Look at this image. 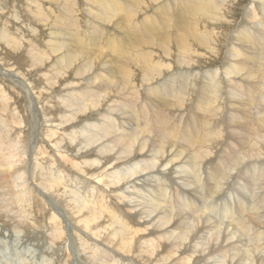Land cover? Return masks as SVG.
I'll return each mask as SVG.
<instances>
[{
	"label": "bare ground",
	"instance_id": "bare-ground-1",
	"mask_svg": "<svg viewBox=\"0 0 264 264\" xmlns=\"http://www.w3.org/2000/svg\"><path fill=\"white\" fill-rule=\"evenodd\" d=\"M216 1L215 0L214 1L184 0L183 3H179L180 5L174 6L175 7L174 12L170 14L168 12L169 10H167L168 7L165 8V12L162 15H160V17H158L160 20L158 21L159 23L155 24L153 22V26H150L149 28L150 37L147 40V42H145V45L147 44L146 45L147 47H152V46L154 47V46H158L159 43H164L166 48V53L169 55L170 52L172 51L171 47H173L174 49L175 48L174 46L178 45L177 46L178 48L180 47L184 50L188 47L190 43H192L194 39H195L194 42L196 43L201 42L200 45L206 43L205 40L201 39L202 37L207 39V43H206L207 47L205 46L204 47L207 48V50L208 49L211 51L214 50V46L216 42L220 41L217 38L218 34L210 33L206 38V33H204L206 29L201 30L200 28V30L202 31V34H200L201 31L200 32L197 31V27H199L201 24H204V27L206 28L205 23L207 22L210 23V21L214 26L217 25L222 26L224 25L225 21H227L225 20V18L221 17L223 16V14L221 15L220 13H216V8H219V6H216L217 3ZM259 1L261 2L260 7L263 8L264 0H258V2ZM231 5L233 6V4H230V6ZM111 7L109 9L111 13L118 11L116 6H115L116 9H114L113 7L112 9ZM162 9L163 8H161V10ZM221 10H224V7L221 8ZM225 11L227 10L225 9ZM132 12L134 13V11ZM156 12L158 11L156 10ZM159 12L157 14H159ZM99 13L98 14L103 17H105V13L108 14L107 12H105V9H100ZM138 13L139 12H137L136 15ZM214 13L215 15H212ZM208 14H211L212 16L208 20H205L204 16H207ZM251 14L248 15L251 16ZM111 15L113 14H108V16L106 15V18L108 19ZM136 15L133 16L135 17ZM133 16L132 15L127 16V21L129 22L128 24H130V22L133 21L132 20L134 19ZM253 16L256 17L255 15ZM61 18L62 17H59V19ZM112 18L113 17H111V19ZM148 18L151 19L152 17H148ZM191 18L193 19L191 20ZM113 20L115 19L113 18ZM72 22H70L71 25ZM227 22L229 23V21ZM133 25L136 26V24ZM88 26L89 25H87V27ZM208 26L210 25H207V28ZM253 26H255V23L253 24ZM67 27L69 28V26ZM209 28L211 29L212 27ZM139 30L138 32H140ZM73 31L75 32V30ZM73 31L71 33H73ZM98 32H97V36L99 38L96 39L100 40L103 38L102 35L104 34H102L101 35L102 38H100L101 36L100 34H98ZM132 33L135 34V31ZM74 34L72 35L74 36ZM143 35L144 34L140 35V38ZM68 37L69 36H66L67 39ZM83 38H85V36L82 37V39ZM78 39L76 40V42L79 41L78 43H80V45L85 46L84 43L80 42L82 40H78ZM246 40L255 47L257 54L254 55L253 51L249 50L248 55L247 54H245V56L241 55V53H237L233 49V46H237L235 45L236 42L230 44L231 50L230 49L228 50L229 51L228 56L230 62L227 63L229 65H226L223 68V71L219 74V77H218V72L215 71L214 73L212 72L208 78L209 82L206 81L208 82V85L204 86L201 92L204 94L203 95L204 97L200 98L198 102L199 105L210 107V109H204V110L199 109L198 112L201 111L202 114L206 115L203 118H200L201 122H197L195 119L196 117L190 118L191 116L188 117L186 115V117L190 119L187 120L184 129L183 126H181L180 128L181 124L178 125L179 123L178 120L177 122L172 120V118L171 120H167L164 116H162V114L159 117V120L155 123L156 118L160 114L159 113L156 114V118L153 121L152 118L150 117L151 115H149L148 112H146L145 110L146 105L144 107L141 106L142 107L141 110L137 111V113L139 112L138 114L140 116L138 115V119L137 118L136 119L138 120L140 126H137L135 128L128 127L127 129V127H125L126 125L125 123L127 122L126 120L125 123L122 121L121 123H118L119 120L130 118V114H133L135 112L134 110H132V107L130 106L128 107V105L120 104L122 107L118 105L119 107L117 108L121 110L120 112H123V114H121L119 117L111 116V114L113 115V113H110L111 111L105 109L106 111L104 113L103 121L102 119L99 120L98 117L95 118L96 116L99 115V113L102 114L101 112L98 111L106 102H109L110 97L112 95L114 96V94L116 93L115 89L116 91H118L117 97L121 98L122 96L123 98L127 95L125 93L126 89L128 90L129 89L128 87L131 85L132 80L136 79V77L133 79L134 73L131 72L133 70H130L129 67L130 65L132 66L135 65V63H137L141 66H144L145 68L148 66V59L144 57V55L142 57L137 55L136 56L137 58L132 57L134 55H131L132 54L131 51H130L131 53L130 56L127 51L123 52L122 49H120L121 47L120 45H119L120 47L118 46L119 50L117 49L115 51L116 56L112 60V64L106 67L108 75L110 74L111 77L99 79L97 75L98 71L97 73L94 72L92 78L94 79V81L92 82L91 80L92 86H90L89 89H87L84 86L81 88V90L79 91L76 90L77 92L74 91L72 93H67L68 95L67 94L62 95L61 98L63 100L62 103H58L57 101L55 102L53 98L50 99L48 97L50 100L46 98L49 100L48 102H45L47 104L45 105L43 103L44 106L42 105L43 107L41 106L42 108L38 112L35 111L36 117L39 116L40 113L44 125L49 124L50 127H48L49 125L47 127L48 129L51 128L49 130H45L44 128L41 132V136L43 134L48 140L47 142L43 138V140L46 142L45 143L43 141L46 144V145L44 144L45 146L42 145L40 146L39 142L38 144L35 142L36 140L34 139L37 138L33 133L35 129H33L32 127L31 130L30 124H28L31 121L30 122L27 121L26 116H24L25 114L23 115V117L22 115H20L21 117H19L18 112L16 116L9 112V110L7 109L8 102L6 101L10 100V98L8 99L6 97L5 95L6 93H2L3 88L0 89V96H2L3 99L0 100L3 101V107H4V110H2L0 106V189L1 187L3 188L4 185L9 188L8 191L0 192V215L2 216V218L6 220L3 221V225H2L3 228L5 230H8L10 226L9 223L11 222L12 224H14L12 226H16V228L18 229L22 228L24 234L30 235V231L34 229V227H36L35 225L37 224L36 223L37 219H35L34 212L32 210L34 208L36 210L37 207L36 206L33 208L32 206V203H34L35 201L33 200V198L36 196L35 195L33 197V194L36 193V192L33 193L32 189H34L35 191H37V195L43 194L50 203V204L47 203L49 207V212H51V214L48 213L50 218L49 219L47 218L49 223L47 224L45 223V225L48 226L45 227L47 235L44 237H48L47 239H49L50 242H52L54 247L50 246L51 248H48V250L46 251V255H43L44 257L41 258L42 260L47 259L46 256H52V260L56 259V257L59 256H55V257L53 256L56 255L55 253L58 252L59 249L61 248L62 249L64 248V252H65V256L63 260H60L62 264H70L74 260L72 259V255L70 254V249L68 247V244H66L68 239L67 238L68 231L66 232L65 222L68 221L69 222L68 224H71L73 226L74 231L80 228L79 229L80 232H82L84 235L83 240H80L81 244L80 243L77 244V247L75 248L80 256L81 262L84 264H201V263L203 264V262L204 261L206 262V259L211 258L210 256H212L213 254L217 256L219 255V253L220 254L227 253L228 255L230 253L232 254V252L229 253V251L231 250L235 254L234 256L229 258L228 264H264V257H263L264 256V114L258 116V118L256 116V120L254 122L248 120L247 118L249 117V114H250V118L251 119L253 118V115L250 112L248 114V110L245 109L250 107V103L241 100L240 92L239 90H237L238 85L236 83H233L234 80H239V79L248 82V85L245 89H242L240 87V90L244 91L246 94L249 92L250 84H258V83L260 84L261 82L262 88L264 90V38H258L256 36H252L251 34H249ZM133 41L136 43V40L133 39ZM141 41H143L142 38ZM68 42L66 43L68 44ZM107 43L106 45L108 46L109 44ZM129 44H131V42ZM19 46L20 44L18 45V47ZM128 47L130 46H127L126 48L128 49ZM73 48H75V46ZM25 49L27 48L25 47ZM189 53L191 54V52ZM80 54L81 53H79V55ZM259 55H262V58H260ZM82 57L84 58V56ZM87 57L89 56L87 55ZM90 57H92V55ZM102 57L104 58L105 56L103 55ZM102 57L99 58L97 56L96 59H94L95 61L93 62H95V64L96 63L99 64L100 62L102 63L103 61L99 60L102 59ZM160 57L161 56H159V58ZM184 57L186 58V56ZM119 58L120 60L118 61ZM39 59L40 58H38V60ZM152 59L153 58L151 57V60ZM75 61L76 59H74L73 57H69L68 62L62 61L63 63L60 69L61 70L63 69L64 72L66 73L65 64L69 63V65H72V63ZM258 61L259 63L257 68H258L259 80L257 79V69L254 66H252V62L255 65ZM93 62L92 64H94ZM52 64L54 65L56 63H52ZM95 64L94 67L97 66ZM79 65L80 64H78V67ZM22 67L24 68L23 65ZM30 67L29 69H31ZM45 68L48 67L46 66ZM75 68H77V66ZM96 68L100 69L101 67L100 68L96 67ZM150 68H152L151 72L147 71V74L145 75V78L147 80H153L152 77L154 76H157L158 78V76H160L159 73L162 71L163 67L161 68L159 66H155L151 64ZM167 68H169V65L164 69ZM40 69L39 71H41ZM101 69L99 70V72L100 73L104 72V70L102 71ZM8 71L9 70H7V72ZM93 71L94 70H92V72ZM77 73L78 72H76V74ZM8 74L10 73L8 72ZM31 74L33 75V73ZM10 75H8L7 77H9ZM44 75L46 74L44 73ZM83 75L84 74H82V76ZM118 75H120L121 79L115 82V84H113L112 82L114 81L113 78L118 77ZM40 79L42 78L40 77ZM181 80L179 82H181ZM49 81H51V79H49ZM119 82H122V87L119 85ZM53 84H55V82ZM64 84H68V83H64ZM70 84H72L71 81ZM145 85L147 84L145 83ZM169 85L171 86V84ZM186 85L187 82L185 83V81L182 80L180 85L176 87L177 88L180 87V89H183L182 87ZM36 86L34 87L31 86V89L32 88L35 89ZM46 86L47 84L45 85V87ZM63 87H66V85ZM194 87L197 88V86ZM46 89L44 90L45 92L48 90ZM63 89L65 88H62L61 90ZM135 90L137 91L138 89L136 88ZM135 90L133 91L136 92ZM34 91H36V89L32 91L33 96L35 95ZM71 91H73V88ZM198 91H194V92L196 93ZM192 93L193 92H191V94ZM251 93L252 92L249 93L248 95L249 97H251ZM191 96L192 95H190V97ZM117 97L115 98L117 99ZM32 98L33 97H31L32 101L30 102L31 106H33V108L37 107L36 97L33 99ZM138 98L137 100H141V98L143 97H141L140 99ZM181 102H183V100L180 97L178 98L177 103L173 106H175L176 108L180 106L181 109V107L183 106ZM135 103L137 102L135 101ZM140 104L142 105V103ZM137 105L136 107H138ZM169 105H172V103H169ZM39 106L40 105H38V108ZM227 107H231V112L229 111L230 114H228ZM235 109L238 111H236ZM14 110L16 111V109ZM155 110L157 111V109ZM177 110L175 109V111ZM92 111H94L93 113H95V115L93 117L89 116L88 121L87 122L85 121L86 123L83 124L84 121L82 122V124L79 123L81 127L78 128L79 124H75L76 120H78L79 117L84 116L85 114L86 116H88L87 114H90L89 112ZM259 111H262L264 113V97L260 99ZM189 112L190 109L188 110V113ZM183 116L181 115L180 118ZM97 119L101 122H99ZM202 120H204V122H202ZM226 120H227L226 122L227 124H225ZM189 125L191 126L190 129H186V127H188ZM224 132L228 133L230 138L226 136L228 134H225ZM142 135H145L146 139L142 138L141 137ZM226 139L227 140L231 139V143L228 146L225 145L224 142V140L227 141ZM87 141L88 143H86L85 146H83L82 143ZM244 141H246L245 145L243 144ZM170 144H172V146H170ZM218 146H220L221 149H218ZM232 147H234V150L232 149ZM79 150H81V152L78 153ZM148 156L149 157L151 156L152 160H149L147 162L145 161L143 165V161H142L144 160L143 158ZM207 157L210 158L211 161L210 165H212V168L210 169V173L208 172L209 177L207 180L209 182L205 184L209 186L204 187L201 179L200 164L202 163L203 160L208 159ZM217 157L219 158L216 159ZM206 163L208 164L209 162L206 161ZM164 164L167 167L170 165V168H173L181 164H183L181 165V167L185 165L184 167L186 169L185 174L189 173V176H187V181H189L192 175L196 180L194 183L193 180L190 179L193 183V186L195 187L194 188L195 192H198L197 195L199 196L200 202L197 203L200 205L195 206L191 202L188 203L186 197L183 196L186 195V193H188L185 190H183L181 194L179 191L178 192L175 191L173 200L169 199L170 201L166 200V202L163 203L161 201L162 199H159V196H162L166 191H163L162 188H159L160 193L156 197V200L147 201L145 207H143L144 203H142L143 206L139 205L141 208L136 209V207L139 208V206L133 205L135 203L131 204V202L133 201L130 202L127 199L129 197V194L127 196L128 192L126 191L125 188L127 187L126 184L133 183L135 180L140 182V179H144L146 174L148 175L149 173H152L154 175V173L156 172L157 174L161 172L162 174L163 171H161L160 168L161 166L164 167L163 166ZM237 177H239L240 179L243 178L245 181V185L240 186L239 189H241V191L238 189L235 190L234 188L235 192L237 191V195H235V198L237 199V203H236L237 205L235 206V209L227 208L226 203H225L226 208L224 209H221V207L219 206L216 207V205H218V201H220L221 199L224 198L225 195H227L226 192L232 189L236 184H239V180H236ZM167 180L169 179H166V181ZM180 181H182V179ZM142 182L144 181L142 180ZM157 185H160V183L159 184L157 183ZM185 185H188V182ZM250 185L254 187L257 185V187L256 190L254 189V194L253 192H251V194L247 197L248 194L247 191L250 188H252V186ZM179 187H182V183L181 186L179 185ZM186 188L187 187L185 186V188L182 189H186ZM159 189L156 188V190ZM258 189H260V191H257ZM38 191L40 193H38ZM9 193L11 194V196H9V198H6V195H8ZM231 193L233 194V192ZM204 196H207V198ZM133 197H135V195ZM162 197L165 198L167 196L163 195ZM213 201L216 203H213ZM135 202L139 203L140 201H135ZM35 203L40 204L39 201L38 202L35 201ZM243 213L248 216L247 219L240 217ZM216 217L218 218V222H216V220L215 221L213 220ZM224 220L231 221L230 226L232 225L233 228H228L226 227V225L222 226L223 227L222 228L221 224L224 223ZM77 232L75 231V233ZM38 233H39L38 235L41 234V232L39 231ZM77 235L78 234H76V236ZM41 237L43 236L41 235ZM202 240L204 241L202 242ZM249 240L251 243H253V247H251L252 245L250 246L251 249L247 248L246 246ZM199 241H201L200 244L202 245L200 248H197ZM56 249H58V251ZM233 249L236 250V252ZM195 252L197 253V255H195ZM207 253L210 256L207 257ZM229 256L230 255H228L227 257ZM225 261L223 262L225 263ZM46 262L50 263L48 261Z\"/></svg>",
	"mask_w": 264,
	"mask_h": 264
},
{
	"label": "rangeland",
	"instance_id": "rangeland-1",
	"mask_svg": "<svg viewBox=\"0 0 264 264\" xmlns=\"http://www.w3.org/2000/svg\"><path fill=\"white\" fill-rule=\"evenodd\" d=\"M183 1L184 0H149V2H148V0H54V1L53 0H0V82L2 83V84L0 83V87H1L0 89L3 88L2 89L3 91L1 90L2 93H6L5 94L6 97L8 99L10 98V100L6 101V102H8L7 103V105H8L7 109L9 110L10 113H12L15 116H16L17 112L19 113V117H21L20 115H22V117H23V115L25 114L24 116H26L27 121L28 122L31 121L30 123H28V124H30L31 130H32V127H33V129L36 130V131L34 130L35 132L33 131V133L35 134V137H37V138L34 139V140H36L35 142L37 144L39 142L40 146L41 145L45 146L46 142L43 140V138L47 142H48V140L43 134L41 136V132H42V130L44 128H45V130H49L51 128L48 129V127H50L49 124H45L44 125V123L42 122L43 120L41 119L40 113H39L40 117L39 116L36 117V112L35 111L38 112L44 106V104L45 105L47 104L45 102H48L51 98H53V100L55 102L57 101L58 103H62V101H63L61 99L62 95L67 94V93H72V92H74L76 90L79 91L84 86L87 89H89V87L92 86L91 83L94 81V79H92L94 72L97 73V71H98L97 75H98L99 79L100 78H107V77L109 78V77H111L110 74L108 75L106 67L112 64V60L116 56L115 51L117 49L119 50L118 46L120 45L121 46V47L119 46L120 49H122L123 52L127 51L129 53V55L132 53L131 55H134L132 57H136L137 55L142 57L144 55V57H146L148 59V66L145 68L144 66H141V65H139L137 63H135V65H132V66L130 65L129 66L130 70H133L131 72L134 73L133 79L135 77H136V79H134L135 82H134V80H132L131 85L128 87L129 89L128 90L126 89L125 93L127 95L125 97H123V98H122V96H121V98H119V97H117V92L118 91H116V89H115L116 93L115 92L114 93L116 95L114 94V96L112 95L113 97L111 96L112 98L110 97L109 102H106L108 104L105 103L106 105L104 104L100 108V110L98 111V112H101L102 114L99 113V115L96 116L95 118L98 117L99 120L102 119V121H103L104 113H105L106 110H109V111H111L110 113H113V115L111 114V116L119 117L121 114H123V112H120L121 110H119V108H117V107H119V106L122 107L121 105L123 104V105H128V107L129 106L132 107V110L135 111L133 114H130V118L118 121V123H121V121L125 123L127 121L125 123L126 125L124 124L125 127H127V129H128V127L135 128L137 126H140L139 122L137 120L138 119V115H139L138 114L139 112L137 113V111H140L141 108L144 107L145 105H146L145 106V110H146V112H148L149 115H151L150 117L152 118L153 121L156 118V114H158V113L160 114L156 118L155 123L159 120V117L161 116V114L167 120H171V118L175 122H177V120H178V122H179L178 125L181 124L180 128H181V126H183V129L185 127V124H186L187 120H189L190 118H195L196 117L195 118L196 121L197 122H201L200 118H203L206 115L202 114L201 111L198 112L199 109L200 110L210 109V107L200 106L199 105L198 102H199L200 98L204 97L203 96L204 94L201 93V92H202L204 86L208 85V82H209L208 78H209V76H210V74L212 72L213 73H214V71L218 72V77H219V74L223 71V68L226 65H229L227 63L230 62L229 61V56H228L229 55V51L228 50L229 49L231 50V47H230L231 45L230 44L236 42L235 45H237V46H233V49L237 53H241V55H244V56H245V54L248 55V51L249 50H252L254 55L257 54V52L255 50V47L251 43H249L246 40V38H247V36L249 34H251L252 36H256L258 38H264V7L263 8L260 7L261 2L260 1L258 2V0L257 1L256 0H226V1H224V0H217L216 1L215 0L217 2L216 6H219V8H216V13H220L221 15L223 14V16H221V17L225 18V20L229 21V23L227 21H225L224 25H222V26L221 25L220 26H218V25L214 26L211 23V21H210V23L207 22L208 24L205 23L206 24V28L204 27V24H201L199 27H197V31H199V32L202 29L203 30L206 29V31H204V33H206V38H207V36L210 33L218 34L217 38L220 41L216 42V44L214 46V50H212V51L209 50V49L207 50V48H205V47H207L206 46L207 45L206 44L207 43V39L202 38V37H201V39L205 40L206 43L200 45L201 42H199V43L197 42L196 43V42H194V40H195L194 39L192 41V43H190L188 45V47L186 49H184V50L182 48H180V47L178 48L177 47L178 45L174 46L175 47L174 49H173V47H171L172 51L170 52L169 55L166 53V48H165L164 43H159L158 46H154V47L153 46L152 47H147L146 46L147 44L145 45V42H147V40L150 37L149 28H150V26H153V22L155 24L159 23L158 21H160V20H159L158 17H160V15H162L165 12V8L168 7L167 10H169L168 11L169 14L173 13L174 9H175L174 6L180 5L179 3H183ZM206 1H208V0H206ZM210 1H214V0H210ZM205 3H207V2H205ZM229 3L233 4V6L232 5L230 6ZM169 5H170V7H169ZM111 6L114 9H116L115 8V6H116L118 11H115V12L111 13L109 11ZM223 7H224V10H221V8H223ZM228 7H229V9H228ZM119 8H121V9H119ZM161 8H163L162 9L163 11L161 10ZM100 9H105V12H107L108 14H113V15H111L109 17L110 19L106 18V15L108 16V14H106V13H105V17L100 16L99 15L100 14L99 13ZM134 9H136V10H134ZM225 9L228 12L225 11ZM131 10L134 11L135 14ZM156 10L158 12L160 11L159 14H157L158 12H156ZM247 11H248V13H247ZM119 12H121L122 14L119 13ZM124 12H125V14H124ZM137 12H139V13L136 15ZM229 12H231V13H229ZM66 13H67V15H66ZM251 13H253V14H251ZM114 14H116V15H114ZM248 14H251V16L248 15ZM129 15H132V16L136 15L135 17L133 16L134 19H132L133 21L130 22V24L132 23L131 25L128 24L129 22L127 21V16H129ZM212 15H215V13L212 14ZM212 15L208 14L207 16H204V19L208 20ZM246 15H248V16H246ZM253 15H255L256 17H254ZM59 17H62L61 19L63 21L61 19H59ZM111 17H113L115 20H113V18L111 19ZM148 17H152V18L149 19ZM69 18H71V19H69ZM102 18H104V19L106 18L105 22H104V19H102ZM192 19L193 18H191V20ZM69 20H71V21H69ZM102 20H103V22L105 24L102 22ZM72 21L73 22L76 21L75 22L76 24L73 23ZM151 21H152V23H151ZM70 22H72V25H71ZM101 22H102V24H101ZM254 23H255V26H253ZM133 24H136V26H138V27H136ZM87 25H89V26L87 27ZM207 25H210V26H208V28H207ZM67 26H69V28ZM126 26H127V28H126ZM209 27H212V28L210 29ZM90 28H91V30H90ZM198 28H199V30H198ZM200 28H201V30H200ZM71 29H72V31L75 30V32L73 31V33H71L72 32ZM96 29H98V30H96ZM146 29H147V31H146ZM133 30L135 31V34L132 33V32H134ZM138 30L140 32H138ZM208 31H209V33H208ZM97 32H98V34H100V36L102 34H104V35H102L103 38H102V36L100 37V38H102V39H100L101 41L96 39V38H99L97 36ZM122 33H124V34L126 33V34L124 35ZM72 34H74V36ZM89 34H91V35H89ZM137 34L139 35V37H138ZM142 34H144L143 36H141L143 41H141V38H140V35H142ZM200 34H202V31H201ZM127 35H130V36H127ZM66 36H69L68 39L66 38ZM84 36H85V38L82 39V37H84ZM108 36H109V38H108ZM106 37H107V39H106ZM120 37H122V38H120ZM77 39L78 40H82L80 42L84 43L85 46L84 45H80V43H78L79 41L76 42ZM133 39L136 40V43L133 41ZM64 41H66V42L70 41L71 43L68 42V44H67ZM116 41H118V42H116ZM130 42H131V44H129ZM106 43L109 44V45L107 46ZM19 44H20V46L18 47ZM126 44H127V46H130V47H128V49L126 48L127 47ZM115 45H117V46H115ZM24 46L27 49H25ZM74 46H75V48H73ZM65 47H67V48H65ZM30 48H32V49H30ZM38 48H40V49H38ZM205 49H206V51H205ZM20 51H21V53H20ZM40 51H42V52H40ZM50 51H52V52H50ZM130 51H131V53H130ZM9 52H10V54H9ZM172 52H173V54H172ZM175 52H176V54L177 53L178 54L176 55ZM189 52H191V54L193 52L194 53L191 55ZM46 53H48V54H46ZM79 53H81V54L79 55ZM165 53L168 55V57H167V55ZM181 53H182V55H181ZM99 54H101V55H99ZM161 54L164 56V58H163V56ZM27 55L31 56V57H28ZM87 55L89 57H87ZM91 55H92V57L93 56L94 57L93 58L90 57ZM103 55L106 58L105 57L103 58L102 57ZM25 56H27V57H25ZM57 56H58V58H57ZM82 56H84V58ZM97 56L99 58L102 57V59H99V58L98 59L100 61L104 62V63L102 62L103 64L100 62L99 63L100 66H99L98 63L95 64V62H93V61H95L94 59H96ZM159 56H161L162 59H161V57L159 58ZM184 56H186V58ZM36 57H37V59H36ZM69 57H73L74 59H76V61L73 62L72 65H69V63L65 64V66H66V73H65L64 70L63 69L61 70L60 68H61V65H62L63 62H65V61L68 62ZM151 57L153 58L152 60H151ZM259 57L262 58V55H259ZM30 58H32V59H30ZM38 58H40V59L42 58L43 59V60L41 59L42 62L40 61V59L38 60ZM158 58H159V60H158ZM104 59H105V61H104ZM119 60H120V58L118 59V61ZM91 61L97 66L94 67V64H92ZM153 61H155V62H153ZM160 61H161V63H160ZM259 61L255 65L252 62V66H254L257 69V79L258 80H259V75H258L257 66H258ZM21 62H23V63H21ZM151 62H153V63H151ZM52 63H56V64L53 65ZM187 63H189V64H187ZM20 64H21V66H20ZM78 64H80L81 66L79 65V67H78ZM151 64L155 65V66H159L161 68L163 67L162 71H161L162 73L161 72L159 73L160 76H158V78H157V76H154V77H152L153 80H147L145 78V75L147 74V71L151 72V69H152V68H150ZM163 64L164 65L166 64V65L164 66ZM17 65H19V66H17ZM22 65L24 66V68L22 67ZM45 65L48 68H45L46 67ZM168 65H169L170 69L169 68H167L169 70L164 69L165 67H168ZM186 65H188V66H186ZM189 65H190V67H189ZM74 66L75 67L77 66L78 69L75 68ZM29 67L31 69H29ZM96 67L103 68V69H101V68L100 69L102 71L104 70V72L101 71L102 73H100L99 72L100 69H97ZM104 67H105V69H104ZM34 69H35V72H34ZM39 69L41 71H43V72L39 71ZM80 69H81V71H80ZM112 69H113V67H112ZM5 70H6V72H5ZM7 70H9L8 72L11 75L8 74ZM37 70H38V72H37ZM72 70H74V71H72ZM88 70H89V72H88ZM92 70H94V71L92 72ZM82 71H84V72H82ZM4 72H5V74H4ZM23 72H24V75H23ZM29 72H30V74L33 73V75L31 74V76H30ZM76 72H78L77 73L78 75L76 74ZM44 73L46 75H44ZM82 74H84V75L82 76ZM135 74H137V75H135ZM8 75H10V76L7 77ZM66 75H67V77H66ZM79 75H80V77H79ZM241 75H243V74H241ZM40 77L42 79H40ZM36 78H38V79H36ZM49 79H51L52 82L49 81ZM73 79H74V81H73ZM120 79H121L120 75H118V77H114L113 78L114 81H112L113 84H115V82H117ZM181 79L183 81H185V83L187 82V85L182 87L183 89H180V87L177 88L178 85H180V83L182 82ZM6 80H7V82H6ZM69 80L71 81L72 84H70ZM91 80H92V82H91ZM180 80H181V82H179ZM36 81H38V82H36ZM206 81H208V82H206ZM54 82H55V84H53ZM62 82L68 83L69 85L68 84H64ZM144 82L147 85H145ZM30 83H32V84H30ZM43 83H44V85H43ZM76 83H78L79 85L76 84ZM233 83H236L238 85V89L237 90H239V92H240L241 100L250 103V107L245 108V109L248 110V114L250 112L253 115V118L251 119L250 118V114H249V117L247 119L252 121V122H254L256 120V116L258 118V116L264 114L262 111H259L260 110V99L262 97H264V90L262 88V83L260 82V84L259 83L258 84H250V89H249V92L247 94L244 91L240 90V87L242 89H245L247 87V85H248V82L242 81L241 79H239V80H234ZM46 84L48 86V87L46 86L48 90L45 87ZM143 84H144V86H143ZM169 84H171V86ZM62 85L63 86L66 85V87H63ZM76 85L79 86V87H77ZM119 85L122 87V82H119ZM31 86L32 87L36 86V88H35L36 91H34V94H35L34 96L32 94L33 93L32 91L35 90V89L34 88L31 89ZM41 86H43V87H41ZM134 86L138 89L137 90L138 92L135 90L136 88ZM194 86H197V88L194 87ZM166 87H167V89H166ZM184 87H186V88H184ZM62 88H65V89L61 90ZM72 88H73V91H71ZM130 88H131V90H130ZM194 88H196L197 90L194 89ZM45 89L47 90L46 92L44 91ZM68 90L71 91V92H69ZM133 90H135L136 92H134ZM58 91H60V92H58ZM194 91H198V92L195 93ZM37 92H38V94H37ZM191 92H193V93L191 94ZM250 92H252L251 93V97L248 96ZM175 93L176 94L178 93V94L176 95ZM134 95L137 98L139 97L138 99H140L141 97H143V98H141V100H137V98ZM160 95H162V96H160ZM190 95H192V96L190 97ZM28 96H29V99H28ZM0 97H1L0 99H2V96H0ZM31 97H33V98L36 97L37 101L36 100L35 101H36V104H37L36 106L37 107L33 108V106H31V103H30L32 101ZM38 97H40V98H38ZM115 97H117V99ZM180 97L183 100V102H181L183 104L181 109H180V106H178L177 108L175 106H173V105H175L177 103V100ZM14 98H17V99H14ZM46 98H48L49 100L46 99ZM22 99H24V100H22ZM2 100H0V106H1L2 110H4L3 101ZM38 101L39 102L41 101L40 102L41 104ZM135 101L137 103H135ZM139 102L142 103V105ZM169 103H172V105H169ZM16 104H18V105H16ZM134 104H135V106H134ZM28 105H29V108H28ZM38 105H40L39 108H38ZM110 105H112V106H110ZM136 105L139 108L136 107ZM186 105H189V106H186ZM133 106H134V108H133ZM183 108H185V109H183ZM227 108H228V114H230L231 107H227ZM14 109H16V111ZM155 109H157V111ZM175 109L176 110L178 109V110L175 111ZM189 109H190L191 113L190 112L188 113ZM169 111H170V113H169ZM181 111L182 112L184 111V112L182 113ZM236 111H238V110H236ZM93 112L94 111L89 112L90 114H87L88 116H86V114H85L84 116L79 117V119L76 120L75 124H79V123L82 124L83 121H84L83 124L86 123L88 121V119H89V116L93 117L95 115V113H93ZM160 112H162V113H160ZM175 112H177V113H175ZM27 113H29V114H27ZM166 113H168V114H166ZM180 113H182V114H180ZM181 115L182 116L184 115V116L180 118ZM186 115L188 117L189 116H191V117L188 118V117H186ZM100 116H102V117H100ZM141 118H142V116H141ZM184 118L185 119L187 118V119L185 120ZM85 119H87V120H85ZM99 122H101V121H99ZM202 122H204V120H202ZM226 122H227V120L225 121V124H227ZM31 125H34V126H31ZM79 127H81L80 124L78 125V128ZM190 127L191 126L189 125L188 127H186V129H190ZM85 129H88V128H85ZM225 134H228V133H225ZM226 136L229 137V134L226 135ZM141 137L146 139L145 135H142ZM40 142H41V144H40ZM224 142H225V145L228 146L231 143V139L230 140L228 139L227 141L224 140ZM86 143H88V141L82 143V145L85 146ZM243 144L245 145L246 141H244ZM170 146H172V144H170ZM220 146H218V149H221ZM232 149L234 150V147H232ZM79 152H81V150H79L78 153ZM207 158L209 160L208 159L203 160L202 163L200 164L201 165L200 166L201 179H202V183H203L204 187L205 186L206 187L209 186V185H205V184L207 182H209L207 179L209 177L208 175L210 173V169L212 168V165H210V163H211L210 158L209 157H207ZM218 158L219 157H217L216 159H218ZM143 159L144 160H142V161H143V165H144L145 161L147 162L149 160H152V157L148 156V157H145ZM146 159H148V160H146ZM206 161L209 162V163L207 164ZM181 165H183V164H181ZM181 165H178V166H175L173 168H170V165L167 167L164 164L163 165L164 167L161 166V168H160V170L163 171L162 174H161V172L157 174V172L154 171V172H156V173L153 172L154 175L152 173H149L148 175L146 174V176H145L146 179L145 178L144 179H140V182H138L137 180H135V181L133 180L134 181L133 183H127L126 184L127 187L129 186L128 188L125 187L126 191L128 192L127 196L129 194V197L127 199L130 202L133 201V202H131V204L135 203L133 205H137V206H139V205L143 206L142 203H144L143 207H145L147 201L156 200V197L160 193V189L159 188H162L163 191H166L165 192L166 194L164 193L163 195L167 196L165 198L162 197L163 195L159 196V199H162L161 201L163 203L166 202V200L170 201L169 199L173 200L175 191H177V192L179 191L180 194H181V192L183 190H185L188 193H186L187 196L186 195H183V196L186 197L187 202L188 203L191 202L195 206L196 205H200V204L197 203V202H200L199 196L197 195L198 192H195V190H194L195 187L193 186V183L191 181V180H193V182L195 183L196 180H195V178L193 177V175L191 173V175H192L190 177L191 180L188 178L189 181H187V176H189V173L185 174L186 173V169L184 168L185 165L182 166L183 168L181 167ZM201 167H203V168H201ZM205 167H207V168H205ZM184 170H185V172H184ZM166 179H169V180L166 181ZM181 179H182V181H180ZM142 180L144 182H142ZM236 180H239V184H236L232 189H230L231 191L229 190L228 192H226L227 195H225L223 199L218 201V205H216V207L219 206V207H221V209H224V208H226V206H225V203H226L227 204V208L235 209V206L237 205L236 204L237 203V199L235 198V195H237V191L235 192V190L238 189V190L241 191V189H239L240 186L241 185H245V181H244L243 178L240 179L239 177H237ZM187 182H188V185H185V184H187ZM135 183H137V184H135ZM157 183L158 184L160 183V185H157ZM181 183H182V187H179V185L181 186ZM185 186L187 188L186 189H182V188H185ZM250 186H252V185H250ZM256 187H257V185L255 187L252 186V188H250V189L248 188L249 190L247 191V193H248L247 197L251 194V192H253V194H254V189L256 190ZM156 188L159 189V190H156ZM164 188H165V190H164ZM234 188H235V190H234ZM1 189H0V192L9 190V188L6 187L5 185L3 186V188L1 187ZM32 191H33V193L36 192L35 194H33V197L36 195L33 198V200H35L36 202L39 201L40 204L39 203L36 204L35 201H34V203H32L33 208L37 206L36 210H35V208L32 209L33 212H34L35 219H37V221H36L37 224L35 225L36 227L33 226L34 229H32L30 231V235L24 234L22 228L18 229V228H16V226H12L14 224H12L11 222L9 223L10 226H9L8 230H5L3 228V226H2L3 225V221L5 219L2 218V216L0 215V264H35V263L36 264H62V262L60 260H63V258L65 256L64 248L63 249L61 248L62 250L59 249V251H58V249H56L58 251V252L55 251L56 253L54 252L56 255L51 254V255H54L53 257L59 256V257H56V259H54V260H52V256H46L47 259H45V260L43 259L44 261L41 259L42 257H44L43 255H46V251L48 250V248H51L50 246L54 247L52 242H50V240L47 239L48 237H44V236L47 235L45 227L48 226V225H45V223L46 224L49 223L48 219L50 218L49 214H51V212H49V207H48V204H47V203H49L48 199L45 198V196L43 194H38L37 195V191H35L34 189H32ZM257 191H260V189H258ZM131 192H132V194H131ZM231 192H233V194ZM38 193H40V192L38 191ZM171 193H173V194H171ZM134 195H135V197H133ZM9 196H11L10 193L8 195H6V198H9ZM153 196H154V198H153ZM37 197H38V199H37ZM204 197L207 198V196H204ZM40 198H41V200H40ZM135 201H140V202L142 201V202L138 203V202H135ZM213 203H216V202L213 201ZM222 203L224 204V206H223ZM51 205H52V203H51ZM38 207H39V209H38ZM140 208H141L140 206H139V208L136 207V209H140ZM43 210H44V212H43ZM240 217L244 218V219L248 218V216L246 214H244V213ZM38 219H41V220H38ZM213 220L214 221L216 220V222H218V218L217 217L215 219H213ZM68 223H69L68 221L65 222L66 232L68 231L67 232L68 233L67 234V238L68 239H67V243L66 244H68V247L70 249V254L72 255V259H74L70 264H84V263L81 262L80 256H79L77 250L75 249L77 247V244H79L81 242L80 240H83L84 235H83L82 232H80V230H79L80 228L78 230L76 229L75 231L76 232L78 231V232L75 233L73 226L71 224H68ZM230 223H231V221L224 220V223L221 224V227L226 225V227H228V228H233L232 225L230 226ZM37 230L39 232H41L40 235H38L39 233H38ZM42 232H43V234H42ZM79 232H80V234H79ZM33 233H35V234H33ZM76 234H78L77 236H79V237L82 236V237L79 238V237L76 236ZM33 235H35V236H33ZM41 235L43 237H41ZM203 241L204 240H202V242ZM200 243H201V241H199V243L197 245V248L201 247L202 244H200ZM247 243H248L246 245L247 248L251 249V247H253V243H251L250 240ZM240 245H243V244H240ZM203 247H205V246H203ZM234 251L236 252V250H234ZM230 252H232V254ZM57 253H58V255H57ZM229 253H230V254H228V255H230L229 257H227L228 256L227 253H221V254L219 253V255H217V256L215 254L210 256L207 253V257L210 256L211 258H209V259L207 258L206 262L204 261L203 264H206V263L207 264H228L229 258L234 256V254H235L232 250L229 251ZM222 254L224 256L225 255L226 256L224 257ZM35 255H37V256H35ZM60 255H63V256H60ZM195 255H197L196 252H195ZM73 256H75V257H73ZM50 258L54 262H52L50 260ZM55 260H57V261H55ZM46 261H48L50 263H47ZM223 261H225V263Z\"/></svg>",
	"mask_w": 264,
	"mask_h": 264
}]
</instances>
